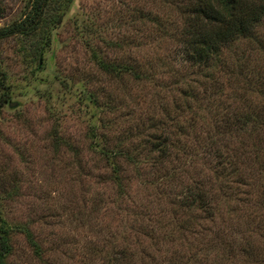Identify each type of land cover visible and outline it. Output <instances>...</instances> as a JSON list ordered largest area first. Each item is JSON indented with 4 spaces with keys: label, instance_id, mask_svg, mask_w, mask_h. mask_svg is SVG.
<instances>
[{
    "label": "rangeland",
    "instance_id": "1",
    "mask_svg": "<svg viewBox=\"0 0 264 264\" xmlns=\"http://www.w3.org/2000/svg\"><path fill=\"white\" fill-rule=\"evenodd\" d=\"M188 1L71 0L40 51L0 40L7 264H115L122 249L123 264H264V20L197 66L178 38ZM26 3L0 0V27ZM234 114L251 117L229 127ZM165 131L169 156L150 144ZM103 144L133 158L114 173ZM198 188L207 206L180 207Z\"/></svg>",
    "mask_w": 264,
    "mask_h": 264
},
{
    "label": "trees",
    "instance_id": "2",
    "mask_svg": "<svg viewBox=\"0 0 264 264\" xmlns=\"http://www.w3.org/2000/svg\"><path fill=\"white\" fill-rule=\"evenodd\" d=\"M70 2L71 0H27L23 14L11 23L0 27V40L17 35L31 38L35 46L33 51H40L50 40L49 33L54 24L63 19ZM182 15L185 19L178 36L181 39L179 40L181 41L180 49L187 62L206 66L220 54V51L234 42L253 37L256 27L264 20V0H189ZM96 57H98V63L107 72L119 75L132 70L136 73L134 64L123 61L106 62L100 56ZM0 74L1 82L4 74L1 72ZM7 95L1 93V104L7 101ZM88 97L93 99L92 94ZM234 115L236 119L228 124L229 127L237 123H246L251 117L247 114L245 117ZM153 133L150 140L151 147L159 154L169 156L172 142L169 140L168 132L165 131L164 135ZM100 151L108 161L112 162L114 173H117L121 167L117 161L119 156L129 160L133 158L129 150L122 149L121 144L112 148L103 144ZM220 161L223 163V159ZM117 182L120 183L119 178ZM179 202L180 207H190L194 204L198 207H206L208 204L205 192L199 188L190 189ZM10 230L11 228L0 213V264H7L11 254ZM26 236L32 246L37 247L27 229ZM125 251L123 249L119 251L121 259L126 257ZM121 259H116L115 264H123Z\"/></svg>",
    "mask_w": 264,
    "mask_h": 264
}]
</instances>
